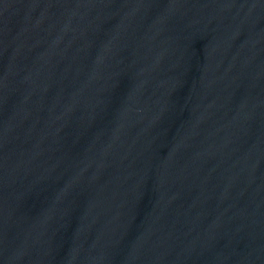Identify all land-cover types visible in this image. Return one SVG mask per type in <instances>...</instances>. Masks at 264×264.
Here are the masks:
<instances>
[{
	"label": "water",
	"instance_id": "water-1",
	"mask_svg": "<svg viewBox=\"0 0 264 264\" xmlns=\"http://www.w3.org/2000/svg\"><path fill=\"white\" fill-rule=\"evenodd\" d=\"M0 264H264V0H0Z\"/></svg>",
	"mask_w": 264,
	"mask_h": 264
}]
</instances>
